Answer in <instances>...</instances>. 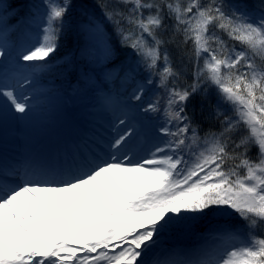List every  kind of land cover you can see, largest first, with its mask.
Masks as SVG:
<instances>
[{
    "label": "snow or ice",
    "instance_id": "obj_1",
    "mask_svg": "<svg viewBox=\"0 0 264 264\" xmlns=\"http://www.w3.org/2000/svg\"><path fill=\"white\" fill-rule=\"evenodd\" d=\"M82 6L99 9L87 21L95 36L103 38L110 26L115 38L104 54L113 72L135 71L126 64L134 53L137 66L159 77L163 94L142 106L158 119L153 143L132 163L139 131L121 111L112 139L96 145L106 160L89 147L59 168L0 164V264H264V0H98ZM9 7L14 28L42 21L37 42L22 44L17 62L50 64L72 0H46L42 15L34 14L33 4ZM8 28L0 16V61L12 55ZM31 84L27 77L19 81L21 88ZM144 96L141 86L131 99ZM0 97L21 116L31 110L27 93L4 85ZM197 97L199 116L189 108ZM204 119L216 130L201 136ZM230 214L243 225H216L214 244L196 259L153 258L174 218Z\"/></svg>",
    "mask_w": 264,
    "mask_h": 264
},
{
    "label": "rangeland",
    "instance_id": "obj_2",
    "mask_svg": "<svg viewBox=\"0 0 264 264\" xmlns=\"http://www.w3.org/2000/svg\"><path fill=\"white\" fill-rule=\"evenodd\" d=\"M45 2L46 1H44L43 2L44 4H42L44 9H46ZM5 10H6V4L4 2L0 3V16H3V19H4V15L7 14ZM66 21L67 22L64 27L65 30L67 28L69 29L70 27L69 21L68 20ZM5 22L10 27V21H5ZM41 27H42V21L37 20L35 23L27 25L23 29H20L19 33L17 34L13 33V36H11L8 33V39L10 41L11 46L14 49V53L16 54V57L19 54V52L22 50L21 49L22 44L24 46H31L37 42V36L41 31ZM90 32L91 30L89 28V33ZM76 37L78 41L77 48L74 51L67 53L65 57L63 56L64 58L58 57L57 59L53 60V62H51L50 64H47V66L33 68L29 65L23 64V62H17L16 57H14V55L12 54L8 61H0V73L3 72L6 69V67H8L13 71L17 69L21 72H25L26 76H28L32 82L35 81L38 83L40 82L39 84H42L38 86V88L40 89L49 90L48 88H51L53 86V90L60 89V87L61 90H64L66 89L65 88L66 84L64 82L65 78H63L64 75L70 73L69 71H71L72 67H74L75 69L77 68L78 79L74 83L68 86L69 89L72 88L70 93L68 95L67 94L64 95L60 93L52 94V92L49 91L52 101L55 102L58 100L67 101L63 109L69 110V114L75 116H83L85 111L87 113H90L89 107L92 105L104 109L106 108L108 102L112 104L116 102L117 107L119 108L125 107L127 109V111L129 112L128 114L132 116L131 118H133L134 114L135 116L137 115L136 118H139V120L136 119L138 125H142L145 128V126L148 127L149 123H151L154 125L153 128L155 129L158 123V119L154 116L150 117L147 114H144L142 112V106L146 105L150 100L155 99L157 96L162 95L163 93L161 92H163V89L161 88L160 90L161 92L158 91L159 95H156L151 91H144L145 96L142 98L141 101H135L131 99L133 94L137 91L138 87H135L134 93L132 92L131 97L127 98L126 100H119L118 98L111 97L109 95H102L100 97H95L94 93H96V95L99 94L102 86L107 87L108 85L111 86L117 85L121 80L118 79L117 76L116 77L111 76L112 71H108L107 68H105L107 61L104 54V47L105 44L108 43L106 41L105 35L103 38H99L93 34V37H89V41L87 42H84L83 40L79 39L78 35H76ZM85 46L89 47L87 52H83ZM92 49L95 52V54H93L94 56L91 55V53H93ZM95 55L97 58L95 57ZM57 56H59L58 53L55 55V57ZM133 64L137 65L136 63H132V65ZM4 66L6 67L4 68ZM138 67H140V69H143L142 64H139ZM83 68H85V70ZM136 69L138 70V68ZM70 74L73 75V72H71ZM123 76L125 79H128L126 75ZM155 77L156 76L151 75L150 79H152V81L157 79L156 84L157 87L160 88L159 77L158 78ZM46 81L50 82V84H45ZM148 86H150V84H148ZM162 119L163 117L161 115L159 117V120ZM31 124L34 125V128L37 130L38 133H41L42 132L41 129H44L46 127V126L41 127L42 125L38 127L35 121H31L30 126ZM3 131L4 129L0 130V132ZM153 138H154V133L153 134L151 133L147 139L149 140ZM234 215L235 214H230L227 217H223L220 215H214V216L189 215L188 218H184V217L174 218L173 222L175 223H172L159 236L157 247L153 251V258L160 259L161 257H163V255L167 253L169 249H181L183 248V246L189 245L192 242L194 243V242L202 241L204 238L213 239L211 232L212 229L215 227V224L217 225V221L222 219L223 221H227L226 219H231V217L232 216L234 217ZM179 222L182 223L180 227H179ZM202 223L207 224L206 225L207 232H204L203 234L200 231ZM173 228L176 229L178 228L179 231L175 233H170V230ZM181 244L183 245L181 246Z\"/></svg>",
    "mask_w": 264,
    "mask_h": 264
},
{
    "label": "trees",
    "instance_id": "obj_3",
    "mask_svg": "<svg viewBox=\"0 0 264 264\" xmlns=\"http://www.w3.org/2000/svg\"><path fill=\"white\" fill-rule=\"evenodd\" d=\"M46 0H0V3H5L6 4V15H4V20L5 21H10V27L8 28V33L13 36V33L17 34L19 33L21 28H14L12 27V25L15 23L13 17L15 15L14 9L9 7V5H19L21 3H25V4H33L36 6V8L34 9V14H38V15H42L43 13L46 12V9L43 8L42 4H44L43 2ZM57 2H60V0H57ZM98 2V0H72L73 3V7L70 9L68 16H66V20L69 21L70 23V27L69 29L65 30L63 32V35L61 37L60 40V45L61 47L58 49V54L59 56L55 57V59H57L58 57H62L64 58L65 55L67 53H70L72 51H74L77 48L78 45V41H77V37L76 35H78V38L83 40L84 42L89 41V37H92V32L89 33V26H88V18L89 15H99V9L98 8H92L89 7L87 10H85V8L82 6L84 4L87 5H93L96 4ZM20 9L17 7L15 9V11H19ZM110 26H106V30H105V36L108 39V42L110 43L115 37L111 34L110 31H108V28ZM13 43V42H12ZM190 47V45H189ZM84 51L83 52H87L89 47L85 46L84 47ZM128 52L131 53V49H127ZM11 52L14 55V57H16V54L14 53V49L11 46ZM91 55L94 56L93 54H95V52L92 49ZM64 56V57H63ZM96 57V55H95ZM97 58V57H96ZM106 58V56H105ZM55 59H51V62H53V60ZM140 60V57L136 54H132L128 57L126 64L127 65H131L133 68H138V70L135 68V71L133 72H128L127 74H125L124 72H119V70L117 69L116 72H113L112 69L110 68V61L106 58L107 64L105 65L108 71H112V73H114L118 79H121L122 77H124L123 75H126L128 77L126 83L124 85H120V87L118 88L117 92L118 93H123L126 90H130L131 92L134 91L135 87H143V89H145L144 91H151L152 93L159 95L158 91L161 92V88L157 87L156 84V80L155 79L152 84H150V86H148L147 80L151 78V74L145 69L144 65L142 64V68L140 69V67H138L137 65H132V63H136L137 61ZM71 68V67H70ZM86 68V67H85ZM85 68H83L85 70ZM70 73L73 72V75H71L70 73H67L66 75H64L63 78L64 82L66 84L65 88H68L69 84L75 82L78 78H77V68L75 69L74 67L71 68V71H69ZM51 74V73H50ZM155 78H158V76H156ZM186 79L188 80L189 83H191L192 80V76L189 73V75L186 77ZM60 85V84H58ZM61 88V87H60ZM163 93V92H161ZM211 101L214 104L215 100H216V94H215V89L211 90ZM193 106H195L196 108V112L197 115L199 116L200 114V98L197 97L196 100H194L190 105L189 108H192ZM211 111L210 107H206L204 109V115L207 116L208 113ZM199 134L201 136H203L207 131L212 130L215 131L216 128L214 127L213 121L210 119H206V120H202L201 123L199 124ZM256 149L253 148L252 149V155H255ZM227 221H223L222 220H218L217 221V225L218 224H232V225H243V221L240 220L238 217H236L234 215V217L232 216L231 219H226ZM175 223V222H173ZM182 225L181 222H179V227ZM207 224H201V232H207ZM216 226V224H215ZM178 227V228H179ZM178 228H173L170 230V233H175L178 232Z\"/></svg>",
    "mask_w": 264,
    "mask_h": 264
},
{
    "label": "bare ground",
    "instance_id": "obj_4",
    "mask_svg": "<svg viewBox=\"0 0 264 264\" xmlns=\"http://www.w3.org/2000/svg\"><path fill=\"white\" fill-rule=\"evenodd\" d=\"M108 42V39H106ZM109 43V42H108ZM17 77V76H16ZM67 101L65 100H58L55 103L51 104L49 106L52 116L46 120L41 119L42 115H44V111L42 109L37 107L36 101L30 102L31 108H33V111H29L26 116H21L20 114L15 113L11 106L7 110L0 111V130L4 129L3 132H0V164H2L4 167L8 169H19L20 166H24L26 162L29 163V165H33L37 168H59L65 161H71L75 158H69L67 159L66 156H62L61 153H52L48 155L45 159L46 161L42 162L44 164L40 165V158L35 155V153H28L27 150H25L24 146V137L23 134H26L28 136L32 135L34 130L32 131L31 128L27 125L25 122V119H29L30 121H37L39 123L38 127L42 125L44 122L47 121L48 125H51L54 120L59 115V118L65 121L70 120L69 113L65 110L63 111L64 106L66 105ZM2 104H8L2 97H0V105ZM9 105V104H8ZM94 109V108H92ZM97 113H99L97 111ZM101 114V113H99ZM8 116V117H6ZM92 115H88V117L85 120L84 128H88L89 125L92 123ZM136 129L139 131V129L136 127ZM24 133H22V132ZM64 133L65 130L62 128L61 130L56 129L52 132L51 136H49L48 141L46 144L51 146H58L60 144H64L65 141L63 138L58 139V134ZM91 140L96 143V145L101 144V139L97 141L93 137H91ZM137 141L141 144L142 142V132L139 131V136L137 138ZM153 143V140L148 141L144 144V148H150ZM107 144V143H106ZM44 145V143H41L38 147H41ZM82 148H85V145L80 144ZM94 148V146L92 145ZM56 148V147H54ZM96 150H99L96 148ZM85 151V150H83ZM73 153H76V150H73ZM60 154V155H59ZM59 155V156H58ZM106 156H104L105 158ZM139 160H134L132 163H136ZM9 164V165H8ZM8 165V166H7ZM199 247L195 248L194 251H187L182 252L178 250L180 258H183L185 260H190L191 254H197L201 252L200 250H197ZM164 260H176L174 256H169Z\"/></svg>",
    "mask_w": 264,
    "mask_h": 264
}]
</instances>
